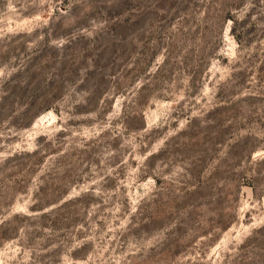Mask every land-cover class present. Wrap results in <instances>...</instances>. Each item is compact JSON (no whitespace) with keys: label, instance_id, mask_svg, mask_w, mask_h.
Segmentation results:
<instances>
[{"label":"rangeland","instance_id":"rangeland-1","mask_svg":"<svg viewBox=\"0 0 264 264\" xmlns=\"http://www.w3.org/2000/svg\"><path fill=\"white\" fill-rule=\"evenodd\" d=\"M0 264H264V0H0Z\"/></svg>","mask_w":264,"mask_h":264}]
</instances>
